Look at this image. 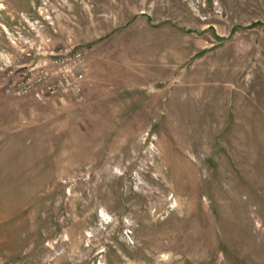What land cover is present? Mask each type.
<instances>
[{
  "label": "rangeland",
  "instance_id": "1",
  "mask_svg": "<svg viewBox=\"0 0 264 264\" xmlns=\"http://www.w3.org/2000/svg\"><path fill=\"white\" fill-rule=\"evenodd\" d=\"M0 264H264V0H0Z\"/></svg>",
  "mask_w": 264,
  "mask_h": 264
},
{
  "label": "built area",
  "instance_id": "2",
  "mask_svg": "<svg viewBox=\"0 0 264 264\" xmlns=\"http://www.w3.org/2000/svg\"><path fill=\"white\" fill-rule=\"evenodd\" d=\"M73 55H74V57H78V56H80V53H79L78 51H77V52L75 51V52L73 53ZM55 60H56V59H55ZM81 76H82V74L79 73L78 76L76 77V79H77V78H80ZM38 79H40V77H38ZM48 87L51 88L52 85L50 84V85H48ZM52 89H53V88H52ZM53 90H54V89H53Z\"/></svg>",
  "mask_w": 264,
  "mask_h": 264
}]
</instances>
